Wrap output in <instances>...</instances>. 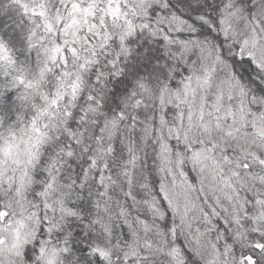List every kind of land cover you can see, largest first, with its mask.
I'll return each instance as SVG.
<instances>
[{
	"label": "snow or ice",
	"instance_id": "1",
	"mask_svg": "<svg viewBox=\"0 0 264 264\" xmlns=\"http://www.w3.org/2000/svg\"><path fill=\"white\" fill-rule=\"evenodd\" d=\"M0 264H264V0H0Z\"/></svg>",
	"mask_w": 264,
	"mask_h": 264
}]
</instances>
